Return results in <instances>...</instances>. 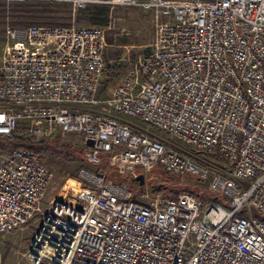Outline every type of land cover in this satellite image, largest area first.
Masks as SVG:
<instances>
[{
    "label": "built area",
    "instance_id": "built-area-1",
    "mask_svg": "<svg viewBox=\"0 0 264 264\" xmlns=\"http://www.w3.org/2000/svg\"><path fill=\"white\" fill-rule=\"evenodd\" d=\"M63 1L67 25L4 29L0 139L18 130L34 143L81 135L82 184L44 209L53 172L28 148L0 147V236L39 214L30 264H264V0ZM100 3L147 11L153 28L148 48L103 99L108 27L74 20ZM105 159L119 180L106 177ZM155 165L206 182L213 197L182 189L160 202L144 188L149 202L138 203L128 180Z\"/></svg>",
    "mask_w": 264,
    "mask_h": 264
},
{
    "label": "rangeland",
    "instance_id": "rangeland-1",
    "mask_svg": "<svg viewBox=\"0 0 264 264\" xmlns=\"http://www.w3.org/2000/svg\"><path fill=\"white\" fill-rule=\"evenodd\" d=\"M7 1V0H6ZM18 2L12 6L14 12L13 27H27L31 25H67L71 22L72 15L70 4L63 0H14ZM12 0L7 2H14ZM107 20V25L99 24L103 20ZM75 23L82 25H100L108 27L106 31L107 45L103 52L104 61L110 69L111 75L104 74V79L100 86L98 97L106 98L110 95L114 85L131 66V62L135 56L147 49L153 38V28L151 25V16L147 11H143L133 6H116L108 3H100L87 8L78 9L74 17ZM12 26V25H8ZM2 28L0 27V30ZM5 37L0 36V62L5 51ZM82 110H89L92 113H99L102 110L98 106H81ZM107 114L114 117L121 116L129 120L141 122L135 118L117 113L106 108ZM116 118V117H114ZM118 119V118H116ZM121 121V119H118ZM123 122V121H121ZM132 126V125H131ZM133 128L139 129L135 126ZM150 131L166 140V143L173 146L179 145L186 152H193L192 147L175 139L168 133L150 128ZM18 135H22L21 130L16 131ZM24 137V136H23ZM39 143H46L51 151L40 154L42 162L53 172V181L47 190L43 199V208L53 198H61L70 200L74 198L77 189L82 182L77 178L79 167L84 163L82 160V137L79 134H71L68 136H55L51 139L44 140ZM4 148H11L5 146ZM178 148V147H177ZM179 149V148H178ZM61 151L62 156L57 155L56 151ZM197 161L212 163L213 160L206 153H198L194 155ZM219 161V160H218ZM107 167V174L116 180L120 179L115 167L107 164L106 160L102 162L100 168ZM158 174H154L149 181L150 185L146 186L147 191H166L168 194L177 193L179 190L186 189L192 191L196 196L208 200L207 183L202 182L191 175L178 179L165 173L158 165H155ZM150 172V171H149ZM151 176V172L147 173ZM165 183L161 186L160 182ZM148 182H145L147 185ZM143 187V186H141ZM132 191V189H131ZM150 193V192H149ZM222 198L219 196L218 201ZM40 222V215L36 214L26 224L16 228L15 230L4 234L0 237V264H30L26 252L29 241Z\"/></svg>",
    "mask_w": 264,
    "mask_h": 264
},
{
    "label": "trees",
    "instance_id": "trees-1",
    "mask_svg": "<svg viewBox=\"0 0 264 264\" xmlns=\"http://www.w3.org/2000/svg\"><path fill=\"white\" fill-rule=\"evenodd\" d=\"M18 2H7L5 0H0V27L2 28L0 30V36L3 35L4 29L7 25H14L15 21H13L14 18V10L12 9L13 5H16ZM92 6V5H90ZM88 6V7H90ZM87 8V7H86ZM107 20L101 21L99 24L101 25H107ZM111 75L112 69L106 66L105 74ZM5 146H10L11 148H28L36 153L43 154L46 152L51 151V148L46 145V143H34L31 141V139L27 137H23L21 135H18L17 133H12L9 136H6L3 139H0V147L4 148ZM57 155L62 156L63 153L61 151H56ZM41 156V155H40ZM190 191V190H188ZM208 191V190H207ZM192 192V191H190ZM193 193V192H192ZM210 192L208 191L207 196H210ZM202 198V197H200ZM203 199V198H202Z\"/></svg>",
    "mask_w": 264,
    "mask_h": 264
},
{
    "label": "crops",
    "instance_id": "crops-1",
    "mask_svg": "<svg viewBox=\"0 0 264 264\" xmlns=\"http://www.w3.org/2000/svg\"><path fill=\"white\" fill-rule=\"evenodd\" d=\"M126 72V71H125ZM124 74V73H123ZM122 77V76H121ZM120 77V78H121ZM104 79V78H103ZM120 80V79H119ZM118 80V81H119ZM118 81L116 82V84L118 83ZM115 84V85H116ZM114 85V86H115ZM100 91V90H99ZM98 94H99V92H98ZM83 109H87V106H85V107H83ZM79 110H82V107L80 106L79 107ZM114 117H116V118H118V119H121V121H123V122H125V123H128V124H130V125H132V126H135V127H137V128H140V129H143L144 128V125L142 124V123H140V124H138L136 121H133V120H129V119H127V118H124V117H121V116H117L116 114H115V116ZM176 147H178L179 149H181V150H183V147H179V145H177L176 144ZM185 151V150H184ZM106 160V159H105ZM106 162H107V160H106ZM107 164H109L108 162H107ZM109 165H111V164H109ZM111 166H113V165H111ZM107 167L108 166H105V168L104 169H106L107 170ZM150 172L152 173L151 174V176H148V174H146V175H144V183L143 184H140L139 183V181L138 180H136L135 179V177L138 175V174H140V171H136V173L133 175V176H131L130 177V179L128 180V188L131 190L132 189V193H133V198H134V200L135 201H137L138 203H141V204H147L149 201H148V199H146V198H144V196H143V189L144 188H146V186H148V184L150 185V183H149V181L152 179V177H153V175L156 173V174H158V172H157V169L155 168V166L154 167H152V169L150 170ZM149 172V173H150ZM168 174V173H167ZM168 175H170V174H168ZM170 176H172V175H170ZM106 177L107 178H112V179H114V180H116L115 178H113V177H111L110 175H108V174H106ZM174 177V176H173ZM145 182H148L147 183V185H145ZM165 182L164 181H162V182H160L159 184H161V186L164 184ZM141 186H143V187H141ZM180 191V190H179ZM178 191V192H179ZM150 193V199H152V200H154V199H157L158 201H160V202H163V201H165V200H171V199H174L175 198V196L177 195V193H173V194H168L166 191H163V190H161V191H149ZM0 237H3V235L2 236H0Z\"/></svg>",
    "mask_w": 264,
    "mask_h": 264
},
{
    "label": "water",
    "instance_id": "water-1",
    "mask_svg": "<svg viewBox=\"0 0 264 264\" xmlns=\"http://www.w3.org/2000/svg\"><path fill=\"white\" fill-rule=\"evenodd\" d=\"M136 180L139 181L140 184H143L144 183V175L143 174H138L136 177H135ZM217 197H214V199H216Z\"/></svg>",
    "mask_w": 264,
    "mask_h": 264
}]
</instances>
